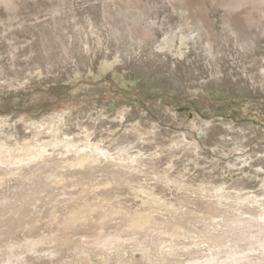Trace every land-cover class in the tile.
Segmentation results:
<instances>
[{
  "label": "rangeland",
  "instance_id": "1",
  "mask_svg": "<svg viewBox=\"0 0 264 264\" xmlns=\"http://www.w3.org/2000/svg\"><path fill=\"white\" fill-rule=\"evenodd\" d=\"M1 2L0 244L264 264V0Z\"/></svg>",
  "mask_w": 264,
  "mask_h": 264
},
{
  "label": "bare ground",
  "instance_id": "2",
  "mask_svg": "<svg viewBox=\"0 0 264 264\" xmlns=\"http://www.w3.org/2000/svg\"><path fill=\"white\" fill-rule=\"evenodd\" d=\"M0 1H2L1 3H3V1L4 0H0ZM120 1V0H119ZM262 2V1H261ZM258 3V2H257ZM22 152H26V150H24V151H22ZM17 153H19V152H17ZM28 154H30V156H32V153L30 152V153H28ZM4 158L7 160H12V161H14L15 160V158L17 157L18 158V156L16 155V157L15 156H10L9 154H8V152H6V154H4ZM16 158V159H17ZM19 158H21L20 160L21 161H26V156H19ZM19 162V161H18ZM41 166H43V165H41ZM40 166V167H41ZM93 186V185H92ZM24 189V188H23ZM26 189V188H25ZM18 201V200H17ZM23 212V211H22ZM14 213V212H13ZM78 214H79V212H78ZM10 215H12L11 213L10 214H8V217L10 216ZM101 216V215H100ZM122 216V215H121ZM126 216V215H125ZM112 217V216H111ZM11 218H15V216H13V217H11ZM24 218V215L23 216H21L20 218H16L17 220H21V219H23ZM112 219V218H111ZM77 220V219H76ZM126 220V219H125ZM12 220H10L9 219V221L8 222H11ZM69 223H74L75 222V220H69L68 221ZM67 222V223H68ZM110 222V221H109ZM109 222H108V224H109ZM113 223H115L114 221L112 222L111 221V224H113ZM107 224V225H108ZM110 225V224H109ZM127 225V224H126ZM125 225V226H126ZM143 225L144 224H142V223H133V225H132V223H131V225H128L129 227H133V226H136V227H139V228H143ZM152 225V224H151ZM101 227H103V224H101ZM123 227H124V225H123ZM63 228V227H62ZM153 228V227H152ZM155 228V227H154ZM84 229L85 230H87V231H89V228H85L84 227ZM120 229V228H119ZM51 230H53V229H51ZM62 230V229H61ZM63 230L66 232L67 231V228L66 227H64L63 228ZM123 230H124V232H128L127 230H125L124 228H123ZM129 230L130 231H132V232H134V233H137L135 230H133V229H131V228H129ZM182 230V229H181ZM95 231V230H94ZM68 232H70V231H68ZM101 232V231H100ZM186 234H190V232H189V230H185L184 231ZM64 233V232H63ZM142 233V232H141ZM175 233H176V231H175ZM29 236H34V235H36L37 233L35 232V231H30L29 233ZM143 234V233H142ZM92 235H94V234H92ZM91 235V236H92ZM64 237L66 236V234H64L63 235ZM55 237H56V235H45V236H43V237H41L40 239H33V240H26V239H24L23 238V240H17L15 243H14V245H13V243H8V242H2L1 244H0V264H29L28 263V261H29V256L31 257V259L30 260H35L34 258H36V259H40V258H42L43 257V254H36V252L34 253V251H35V248H37V245L40 243V242H43V243H47L48 241H51L52 239H55ZM89 237V236H88ZM176 238H178L177 236H176ZM67 239V238H66ZM91 239V238H90ZM92 239H95V240H98V236H96L95 238H92ZM179 239V238H178ZM126 241V240H125ZM68 243V241L66 240L65 241V244H67ZM42 244V243H41ZM41 244H40V246L39 247H42L41 246ZM97 245H92L90 248H92V249H95V248H98V247H100V245H99V242H97L96 243ZM106 245V244H105ZM220 245V244H219ZM45 246V245H44ZM103 246H101V248H102ZM37 250H38V248H37ZM236 254H234L233 252L232 253H229V254H226V255H216V256H210V257H208V256H203V257H193V258H191L190 259V261H184V262H182V263H180V264H244V263H242V262H240L241 261V259H244L245 257L244 256H246V254H243V255H240V253L241 252H239V251H237V252H235ZM242 254V253H241ZM183 255H185V254H183ZM187 256V255H186ZM49 257V256H48ZM178 257H179V255H178ZM75 259V258H74ZM58 260V259H57ZM57 260H56V263H57ZM32 261V262H33ZM62 261V260H61ZM65 261V260H64ZM179 264V263H178Z\"/></svg>",
  "mask_w": 264,
  "mask_h": 264
}]
</instances>
